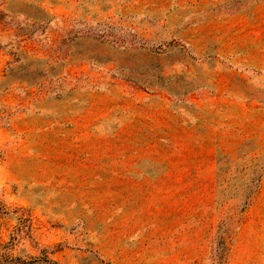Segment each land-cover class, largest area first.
Instances as JSON below:
<instances>
[{"label": "rangeland", "instance_id": "rangeland-1", "mask_svg": "<svg viewBox=\"0 0 264 264\" xmlns=\"http://www.w3.org/2000/svg\"><path fill=\"white\" fill-rule=\"evenodd\" d=\"M0 264H264V0H0Z\"/></svg>", "mask_w": 264, "mask_h": 264}, {"label": "crops", "instance_id": "crops-1", "mask_svg": "<svg viewBox=\"0 0 264 264\" xmlns=\"http://www.w3.org/2000/svg\"><path fill=\"white\" fill-rule=\"evenodd\" d=\"M182 157H188V156H186L185 154L184 155H181ZM177 162H183V161H180V160H177Z\"/></svg>", "mask_w": 264, "mask_h": 264}]
</instances>
